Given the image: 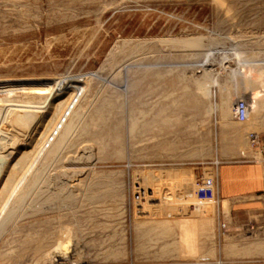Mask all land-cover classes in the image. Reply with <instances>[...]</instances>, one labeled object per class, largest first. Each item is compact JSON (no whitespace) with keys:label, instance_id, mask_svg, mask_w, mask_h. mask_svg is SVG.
I'll list each match as a JSON object with an SVG mask.
<instances>
[{"label":"rangeland","instance_id":"obj_1","mask_svg":"<svg viewBox=\"0 0 264 264\" xmlns=\"http://www.w3.org/2000/svg\"><path fill=\"white\" fill-rule=\"evenodd\" d=\"M260 73L264 0H0V264L212 260L181 256L176 230L135 232L130 211L138 191L177 206L194 163L222 162L235 102L258 118ZM59 85L84 94L53 135Z\"/></svg>","mask_w":264,"mask_h":264},{"label":"crops","instance_id":"obj_2","mask_svg":"<svg viewBox=\"0 0 264 264\" xmlns=\"http://www.w3.org/2000/svg\"><path fill=\"white\" fill-rule=\"evenodd\" d=\"M259 103L256 120L242 124L240 130L228 127L217 143L222 159L221 207L217 214L208 218H171L164 213L139 215L131 210V219L136 221L135 232L145 230L147 237L153 238L155 234L164 240L171 230H176L181 256H205L204 247L209 246L212 260L204 262L200 257L195 264L264 263V99ZM251 133L259 136V148L250 146ZM220 223L226 224L223 234Z\"/></svg>","mask_w":264,"mask_h":264},{"label":"built area","instance_id":"obj_3","mask_svg":"<svg viewBox=\"0 0 264 264\" xmlns=\"http://www.w3.org/2000/svg\"><path fill=\"white\" fill-rule=\"evenodd\" d=\"M250 104L247 99H239L233 106V117L239 124H245L250 118ZM249 142L252 148L260 147L259 136L255 133L249 134ZM222 162L218 159L207 163L193 164L196 173L194 180L184 182L179 186L180 204L172 208L159 204H150L155 199L153 192L146 193L138 191L135 193L134 200L139 205L134 212L139 215L152 214L161 216L162 213L171 218H208L217 214L221 207L219 197V170ZM148 194V195H146ZM221 234L225 232L226 224L220 223ZM77 264H86L81 262ZM223 264V263H218Z\"/></svg>","mask_w":264,"mask_h":264},{"label":"bare ground","instance_id":"obj_4","mask_svg":"<svg viewBox=\"0 0 264 264\" xmlns=\"http://www.w3.org/2000/svg\"><path fill=\"white\" fill-rule=\"evenodd\" d=\"M235 77V76H234ZM248 77V76H247ZM211 81L210 82H207V83H201V84H199V83H197V84H199V90H200V92H202V93H204L205 95H206V97L207 98H210V96L208 95V90L211 88V85H212V88L213 87H216V86H219V82H218V80L216 79V78H214V80H213V78L212 79H210ZM255 80H256V77H255ZM66 81V80H65ZM65 81H63V82H65ZM73 81V80H72ZM76 81V80H75ZM206 81H207V79H206ZM213 81V82H212ZM62 82V83H63ZM200 82V81H199ZM258 82H261L262 84H264L263 83V75H262V73H260V76L258 77ZM61 83V82H60ZM255 83V82H254ZM77 84V83H76ZM87 84V83H86ZM259 84V83H258ZM56 85V84H55ZM264 86V85H263ZM53 87H55V86H53ZM66 87V85H59V87H57L56 86V88H57V90L55 91L54 89H48L47 88V90H48V92L49 93H53V91H55V92H57V93H60V94H65L66 92H67V90H69V88H72L71 89V91L69 92V93H67L68 95L66 96V99H65V105H64V107L62 108V111L58 114V116H57V126L55 127V128H53L52 130H53V135L55 134V132H57L58 131V129H59V127H61V124L63 123V121H65V119L69 116V114H70V112H71V108H72V106H74L77 102L79 103V99L83 96V94H84V88L82 89L81 87H78V86H74V87H69L68 89L67 88H65ZM42 89V88H41ZM44 89V88H43ZM42 89V90H43ZM38 90V89H37ZM41 90V91H42ZM198 90V91H199ZM40 91V90H39ZM72 91H73V93H72ZM45 92V91H44ZM54 92V93H55ZM53 93V94H54ZM45 95V94H44ZM50 96V95H49ZM51 96H53V95H51ZM212 96V95H211ZM46 96H44L43 98H45ZM57 97V96H56ZM59 97V96H58ZM42 98V99H43ZM48 98H50V97H48ZM59 98H61V97H59ZM41 99V98H40ZM64 99V98H63ZM46 100V99H45ZM54 100V99H53ZM55 100H56V98H55ZM47 101V100H46ZM51 101V100H50ZM57 101V100H56ZM251 101H253V100H251ZM52 102V101H51ZM51 102H49V103H51ZM45 103V102H44ZM59 103H60V100H59ZM77 103V104H78ZM250 105H251V103H250ZM49 106V105H48ZM76 106V105H75ZM259 106V105H258ZM47 107V106H46ZM55 108V107H54ZM58 108V107H57ZM41 109V108H40ZM50 109V108H49ZM218 109V108H217ZM219 109H220V111L222 112V115H223V118L224 119H226V116H227V114H229V109H230V101L228 100V101H226V100H223V103H222V105L219 107ZM51 110V109H50ZM61 110V109H60ZM213 111V110H212ZM47 113V112H46ZM71 115V114H70ZM255 113L253 112V110H251V108H250V118H249V120H252L251 119V117H255ZM257 116V115H256ZM42 119V118H41ZM45 120H46V118H45ZM45 120H43V121H45ZM54 121V120H53ZM56 122V121H55ZM223 125H224V123H223ZM226 125H227V123H226ZM53 126V125H52ZM225 126V125H224ZM226 128V127H225ZM51 129V126L47 129L48 131H52V130H50ZM55 129V130H54ZM61 130V129H60ZM48 131H47V133H48ZM49 132V133H50ZM58 133V132H57ZM33 135V134H32ZM50 135V134H49ZM52 135V134H51ZM52 135V136H53ZM51 137V136H50ZM55 137V136H54ZM53 137V138H54ZM56 138V137H55ZM54 138V139H55ZM49 140V139H48ZM48 142V141H47ZM45 144H48V143H45ZM45 144H44V146H45ZM39 145V144H38ZM47 149V148H46ZM40 151H42V149L40 150ZM39 151V152H40ZM38 152V153H39ZM41 153V152H40ZM42 155V154H41ZM37 156V155H36ZM39 156V155H38ZM33 158V157H32ZM37 158V157H36ZM34 163V162H33ZM9 165V163H7V166ZM6 167V166H5ZM10 167V165L8 166V168ZM28 170H30V169H28ZM20 173H21V171H20ZM22 178V177H21ZM8 181V180H7ZM6 181V182H7ZM20 183H21V181H20ZM19 185V184H18Z\"/></svg>","mask_w":264,"mask_h":264}]
</instances>
